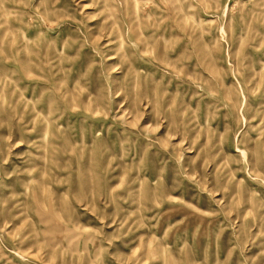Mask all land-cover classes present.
<instances>
[{
  "label": "rangeland",
  "instance_id": "rangeland-1",
  "mask_svg": "<svg viewBox=\"0 0 264 264\" xmlns=\"http://www.w3.org/2000/svg\"><path fill=\"white\" fill-rule=\"evenodd\" d=\"M0 264H264V0H0Z\"/></svg>",
  "mask_w": 264,
  "mask_h": 264
},
{
  "label": "bare ground",
  "instance_id": "bare-ground-1",
  "mask_svg": "<svg viewBox=\"0 0 264 264\" xmlns=\"http://www.w3.org/2000/svg\"><path fill=\"white\" fill-rule=\"evenodd\" d=\"M130 27V26H129ZM116 28V27H115ZM117 30V29H116ZM122 31V30H121ZM119 35V34H118ZM137 35V34H136ZM122 43H123V41H121L120 43H119V47L118 48H120L121 47V45H122ZM122 49V48H121ZM43 130V129H42ZM43 131H45L44 132V134L43 135H46V132H47V124L45 125V129L43 130Z\"/></svg>",
  "mask_w": 264,
  "mask_h": 264
}]
</instances>
